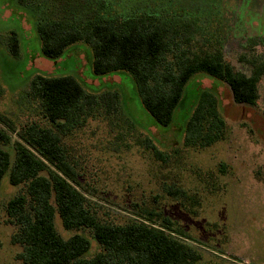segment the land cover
<instances>
[{
    "label": "rangeland",
    "instance_id": "rangeland-1",
    "mask_svg": "<svg viewBox=\"0 0 264 264\" xmlns=\"http://www.w3.org/2000/svg\"><path fill=\"white\" fill-rule=\"evenodd\" d=\"M99 1L0 0V113L18 129L30 122L48 125L38 101L27 94L37 74L74 76L95 94L118 90V110L102 101L89 110L83 127L64 137L80 163L81 181L94 200L110 209L117 222L141 209L162 211L198 249L202 259L196 264H264V76L257 104L246 105L235 103L227 84L196 75L172 126L162 127L143 106L130 74L91 75L88 44L77 43L58 60L42 54L37 31L41 21L87 17ZM115 4L124 11L160 5L178 15L217 18V29H223L219 33L224 37L225 56L237 69L250 75L252 67L242 57L264 59V0H118ZM204 27L209 31L212 25ZM12 32L20 41L18 56L9 48ZM208 88L218 93L227 123L226 138L204 149L186 146L185 121L199 91ZM2 147L14 153L13 142ZM20 188L10 184L8 174L4 176L0 264H21L17 259L21 248L11 242L15 227L7 223L5 212L7 202ZM180 190L201 199L194 213L184 208L186 198ZM56 219L63 236L76 233ZM81 233L92 241L88 255L98 252V242L88 232Z\"/></svg>",
    "mask_w": 264,
    "mask_h": 264
},
{
    "label": "trees",
    "instance_id": "trees-1",
    "mask_svg": "<svg viewBox=\"0 0 264 264\" xmlns=\"http://www.w3.org/2000/svg\"><path fill=\"white\" fill-rule=\"evenodd\" d=\"M115 2H95L87 17L41 21L37 31L42 54L58 60L77 43L88 44L93 74H130L143 106L162 127L172 126L196 75L227 84L237 104H257L264 59L242 57L252 67L250 75L237 69L225 56L217 18L178 15L160 5L124 11ZM207 25H212L209 31ZM8 44L12 54L20 55L15 32ZM27 94L38 101L48 125L30 122L18 129L0 113V196L8 174L10 184L21 187L5 206L7 223L15 227L11 242L21 248V264H196L202 259L162 211L141 209L117 222L81 181L80 163L64 137L83 127L89 110L100 102L118 110V90L95 94L74 76L37 74ZM226 133L216 89L199 91L184 124L185 145L204 149L224 140ZM12 142L13 154L2 147ZM185 193L179 191L186 198L184 208L193 212L201 199ZM56 217L76 233L63 236ZM82 231L100 246L91 256L92 241Z\"/></svg>",
    "mask_w": 264,
    "mask_h": 264
},
{
    "label": "crops",
    "instance_id": "crops-1",
    "mask_svg": "<svg viewBox=\"0 0 264 264\" xmlns=\"http://www.w3.org/2000/svg\"><path fill=\"white\" fill-rule=\"evenodd\" d=\"M72 48H73V46L70 47L69 50L72 49ZM83 48L85 49L84 46H83ZM66 54H68V53H66ZM70 56H71V55H70ZM91 59H92V54H91ZM55 62H56V61H55ZM90 70H91V75H92L93 77H96V78H97L98 76H95V75L93 74V72H92V68H91ZM122 76H123V75H122Z\"/></svg>",
    "mask_w": 264,
    "mask_h": 264
}]
</instances>
